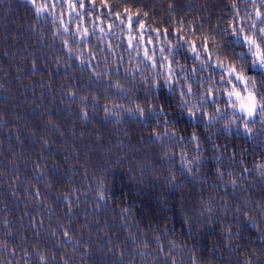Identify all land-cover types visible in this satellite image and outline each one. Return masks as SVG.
<instances>
[{"label": "trees", "instance_id": "1", "mask_svg": "<svg viewBox=\"0 0 264 264\" xmlns=\"http://www.w3.org/2000/svg\"><path fill=\"white\" fill-rule=\"evenodd\" d=\"M47 4L0 0V264H264V117L228 95H264L233 35L264 0Z\"/></svg>", "mask_w": 264, "mask_h": 264}, {"label": "snow or ice", "instance_id": "2", "mask_svg": "<svg viewBox=\"0 0 264 264\" xmlns=\"http://www.w3.org/2000/svg\"><path fill=\"white\" fill-rule=\"evenodd\" d=\"M102 3H107V0H101ZM33 3H35V0H33ZM93 3H95V0H93ZM83 6V5H81ZM47 5H41L38 6L37 11H44L46 9ZM139 15V13H137ZM144 15H148V13H144ZM258 16H264V14H261L257 12ZM143 24L140 25L141 28H143ZM252 27H255V24L252 25ZM240 31H234L233 35L238 36L241 38L248 46V50L253 53V55L256 57V59L252 60V66L253 67H259L262 70H264V27H261L258 29L259 35L256 34L252 35H242ZM209 38L205 37V41H207ZM214 42V40H213ZM192 51H196V48L193 47ZM204 51H208L207 48H204ZM147 55V53H146ZM242 56L243 53H240ZM222 64V62H221ZM228 75L234 76L237 81H240L247 91V95L244 96L242 93L233 86L232 91L228 93L229 97L235 96L237 100H239L240 103V112L245 114L249 119H253L257 113H259L262 117H264V95H262L259 99L257 98V93L255 91L256 88V78L255 77H248L245 76L243 67H241L239 70L235 66H229L228 68ZM223 79V77H221ZM249 86H251L250 91H248ZM189 91H191V88L189 86ZM137 110L143 115L144 110L142 108H137ZM191 115H194V113H191ZM235 122V121H233ZM246 132H251L252 129L248 125V121L244 122L243 125ZM195 139V136H193Z\"/></svg>", "mask_w": 264, "mask_h": 264}, {"label": "rangeland", "instance_id": "3", "mask_svg": "<svg viewBox=\"0 0 264 264\" xmlns=\"http://www.w3.org/2000/svg\"><path fill=\"white\" fill-rule=\"evenodd\" d=\"M28 2H30L31 4H33L36 8H38V6H41V5H47V7H46V9L45 10H47L48 9V0H35V3H33V0H27ZM50 2H51V4L53 5V6H55V3L57 2V1H62V0H49ZM45 10L44 11H40V12H45ZM237 83H238V86L239 87H235L237 90H239L241 93H242V95H244V96H246L247 95V91L245 90V87H244V85L240 82V81H237ZM241 86V87H240ZM248 91H250L249 89H248ZM233 101H234V108L237 110V111H239L240 112V101L239 100H237V98L235 97V96H232V97H230ZM241 113V112H240ZM241 114H243V113H241ZM258 114V113H257ZM245 115V114H244ZM246 116V115H245ZM256 117V116H255ZM254 117V118H255ZM246 118L248 119V120H251V119H249L247 116H246Z\"/></svg>", "mask_w": 264, "mask_h": 264}]
</instances>
